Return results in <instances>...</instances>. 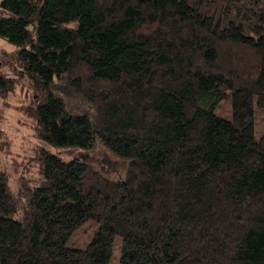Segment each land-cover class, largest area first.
<instances>
[{
    "label": "trees",
    "instance_id": "1",
    "mask_svg": "<svg viewBox=\"0 0 264 264\" xmlns=\"http://www.w3.org/2000/svg\"><path fill=\"white\" fill-rule=\"evenodd\" d=\"M0 42V124L16 98L47 145L126 162L36 149L18 198L0 171V264H111L117 237L118 264H264V0H0Z\"/></svg>",
    "mask_w": 264,
    "mask_h": 264
},
{
    "label": "rangeland",
    "instance_id": "2",
    "mask_svg": "<svg viewBox=\"0 0 264 264\" xmlns=\"http://www.w3.org/2000/svg\"><path fill=\"white\" fill-rule=\"evenodd\" d=\"M1 46L10 49V46L0 42ZM24 94H22V97ZM12 106L5 112L0 126L5 130L7 140L0 143V171L10 176V189L15 198H18L19 182L21 178H33L37 174V166L32 162L34 150L46 148L54 154H59L65 161L78 158L93 166L98 172L110 178L122 176L126 162L99 146L94 150H78L75 154H66L62 149L53 148L34 135L30 120L15 109L19 102L16 98L10 99ZM216 114L226 120L232 119V98L227 92L224 100L216 110ZM256 138L264 134V109L255 107ZM96 222L85 224L69 242L70 247L85 248L98 231ZM122 252V239L117 237L113 249L111 264H118Z\"/></svg>",
    "mask_w": 264,
    "mask_h": 264
}]
</instances>
